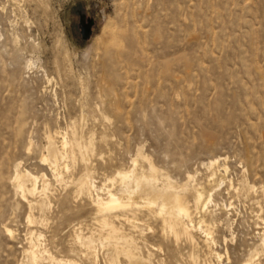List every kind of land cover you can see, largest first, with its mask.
<instances>
[{
    "label": "rangeland",
    "instance_id": "1",
    "mask_svg": "<svg viewBox=\"0 0 264 264\" xmlns=\"http://www.w3.org/2000/svg\"><path fill=\"white\" fill-rule=\"evenodd\" d=\"M45 154L69 165L61 177ZM134 159L192 208L198 189L213 194L207 214L192 216L211 222L215 244L200 230L193 242L175 234L143 206L99 211L80 191L89 176L121 192L106 177ZM19 165L40 190L48 181L37 197H22ZM111 226L144 264H264V0H0V264H129L102 244Z\"/></svg>",
    "mask_w": 264,
    "mask_h": 264
},
{
    "label": "bare ground",
    "instance_id": "2",
    "mask_svg": "<svg viewBox=\"0 0 264 264\" xmlns=\"http://www.w3.org/2000/svg\"><path fill=\"white\" fill-rule=\"evenodd\" d=\"M58 132V131H57ZM60 132V131H59ZM58 132V133H59ZM74 132V131H73ZM72 132V133H73ZM61 133V132H60ZM63 134V133H62ZM74 134V133H73ZM55 135V134H54ZM57 135V134H56ZM75 135V134H74ZM63 136V135H61ZM76 136V135H75ZM56 137V136H55ZM59 137V136H58ZM70 137V136H68ZM74 137V136H73ZM79 137V136H78ZM81 137V136H80ZM82 138V137H81ZM51 139V138H50ZM64 139V140H63ZM63 141H62V145L64 146V148L67 150V153L69 154L68 152V147L71 145V142L64 136H63ZM77 139L75 138L74 141H76ZM79 140V139H78ZM81 140V139H80ZM79 140V141H80ZM61 141V140H60ZM59 141V142H60ZM58 142V140L56 141V143ZM61 143V142H60ZM76 143V142H75ZM74 143V144H75ZM58 144V143H57ZM78 144V143H77ZM54 145V144H53ZM52 145V146H53ZM61 145V144H60ZM61 145V146H62ZM59 146V145H58ZM62 146V147H63ZM78 146V145H76ZM48 147V146H47ZM57 147V146H56ZM72 147V146H71ZM79 147L81 148L80 151H82V154H85L86 152V148L85 146L82 144V142H80V145ZM73 148V147H72ZM78 148V147H77ZM55 149V148H54ZM74 149V148H73ZM72 149V150H73ZM62 150V149H61ZM57 151V150H55ZM61 152V151H60ZM63 152V151H62ZM75 152V151H74ZM73 152V153H74ZM54 153V152H53ZM66 153V152H65ZM72 153V152H71ZM72 153V154H73ZM79 153V152H78ZM58 154H59V151H58ZM64 154V152H63ZM62 155V153H61ZM74 155V154H73ZM78 155V154H77ZM143 155V154H142ZM55 156V154H54ZM60 156V155H59ZM58 156V157H59ZM63 156V155H62ZM66 156V155H65ZM69 156V155H68ZM83 156V155H82ZM140 156V155H138ZM144 156V155H143ZM85 157V155H84ZM141 157V156H140ZM146 157V156H145ZM55 159H53L50 155H43L42 157V160L43 161H47L49 162V165L51 167V169L53 170L54 174H56L58 177H61V174L59 171V159L57 158V155L54 157ZM63 158V157H62ZM66 157L63 158V160H66L65 159ZM68 158V157H67ZM82 158V157H81ZM87 158V157H86ZM143 159V158H142ZM146 160V158H144ZM62 160V161H63ZM70 160V158H69ZM80 160V159H79ZM148 160V159H147ZM146 160V161H147ZM68 161V160H66ZM81 161V160H80ZM219 159L218 158H214L210 161V166L209 168H212L210 170H212L213 172V167L214 166H217V164H219ZM71 162V161H70ZM148 162V161H147ZM69 163V162H68ZM88 163V161H87ZM137 159H134L133 160V167L129 168V169H122V170H117L116 171V175L112 176L111 178H108L106 177L109 182H120L121 184V192H115L113 189L111 188H106L107 185L103 183L102 186H98L96 184L97 181H95V179L91 178V177H86L84 179H80L79 180V183H80V186H81V192H84L86 193L87 195H89L90 198H92L93 200V204H95V206L97 207V209L99 211H102V212H112V211H121L120 215H124V217H126V215H129L130 213H133L134 215L136 214V209L137 207L141 208L143 206V209H147V211L151 214V215H156L159 216V217H162L164 219V222L167 223L170 227V230H172L173 232H175V234L177 235H184L186 236L187 238H189L192 242L195 240V231H198L200 230L201 232H203L205 234V242L210 245L212 243L215 244V240L212 236V231H211V222H209L208 220H206L205 218L201 217L197 222H195V220L193 219V214L194 212H197L199 214L201 213H204V214H207V211H208V205L213 202V194H209L208 197H205V191L204 190H201V189H198L196 191V193L194 194V210L192 208V206L189 205V201L183 197L180 192H177L175 191L174 189H172V187L170 186H164L163 188H158L157 185H156V182H157V179L154 177L155 173L157 172L156 168L153 166V164L151 163V175H146L145 171H143L142 173L138 174L137 172ZM140 163V162H139ZM20 164V163H19ZM64 165V164H62ZM92 165V164H91ZM149 165V166H150ZM68 166V167H67ZM66 164L64 166H61V167H67V169L69 168V165ZM84 166V164H83ZM82 166V167H83ZM91 167V166H89ZM142 167V166H141ZM18 168V167H17ZM84 168V167H83ZM218 168V167H217ZM89 169V168H88ZM216 169V168H214ZM65 170V169H64ZM142 170V169H141ZM90 171V170H89ZM16 172V171H15ZM92 172V171H91ZM90 172V173H91ZM209 172V171H208ZM64 174V172H63ZM43 176V187L42 189L40 190V185H39V182H40V178L36 175H34L33 173H31L29 170L25 169V170H20V165H19V170H17L16 172V175H15V181H16V184L21 192V195L22 197L24 198H28V196H33L34 198V195H36L38 192L40 191H44L47 187H48V181L45 179L44 175ZM84 176V174L82 175ZM93 176V175H92ZM213 176H216L213 175ZM212 177V176H211ZM210 177V178H211ZM221 177V176H220ZM218 177V178H220ZM82 178V177H80ZM105 178V179H106ZM209 179V177H207ZM59 180V179H58ZM106 180V181H108ZM213 180V178H212ZM215 180V179H214ZM14 181V180H13ZM219 181V180H218ZM223 181V180H222ZM221 181V182H222ZM245 181V180H244ZM201 182V181H200ZM205 182V181H204ZM212 182V181H211ZM210 182V183H211ZM215 182V181H214ZM217 182V181H216ZM248 182V181H246ZM172 183V182H171ZM170 183V184H171ZM199 183V182H198ZM208 183V182H207ZM118 184V183H116ZM241 184V183H240ZM248 187L250 189H256L254 185H252L253 183H247ZM14 185V184H13ZM198 185V184H197ZM203 185V184H202ZM205 185V184H204ZM214 185V183L212 184ZM15 186V185H14ZM171 186H174L171 184ZM243 186V184H242ZM246 186V185H245ZM257 186V185H256ZM196 187V186H195ZM203 187V186H202ZM208 187V186H206ZM215 187V186H214ZM241 187V186H240ZM16 188V190L18 189ZM78 188V187H77ZM201 188V187H200ZM205 188V187H204ZM104 189L106 190V192H103ZM149 190L148 192V196L146 195V197H143V196H140L139 194L141 193V191L143 190ZM239 189V188H238ZM243 189V188H241ZM18 190V191H19ZM192 190V189H191ZM209 189H207L206 191H208ZM245 190V189H244ZM240 191V190H239ZM238 191V192H239ZM250 191V190H249ZM246 192L247 194L249 193ZM254 191V190H253ZM257 191V190H256ZM48 192V191H47ZM45 193V192H44ZM213 193V191H212ZM256 193V192H255ZM39 194V193H38ZM241 194V192L239 193ZM44 195V194H43ZM246 195V194H245ZM37 197V195H36ZM44 197V196H43ZM46 197V196H45ZM44 199V198H43ZM46 200V199H45ZM86 200V199H85ZM88 200V199H87ZM86 200V201H87ZM91 200V199H90ZM26 201H28L26 199ZM30 201V200H29ZM41 201V200H40ZM43 201V200H42ZM41 201V203H42ZM192 201V200H191ZM36 202V201H35ZM48 203V202H47ZM192 203V202H191ZM46 204V203H45ZM31 205V204H30ZM49 205V204H48ZM37 206V205H36ZM31 207V206H30ZM29 207V208H30ZM40 207H41V204H40ZM47 206H45L46 208ZM145 207V208H144ZM139 208V210H140ZM192 208V209H191ZM33 209V208H32ZM30 208V210H32ZM37 209V207L35 208ZM40 209V208H39ZM44 211V210H43ZM97 211V210H96ZM140 212V211H139ZM143 212V210H142ZM140 212V214L142 213ZM213 213V212H212ZM100 214V213H99ZM119 214V213H118ZM117 214V215H118ZM145 214V213H144ZM114 215H116L114 213ZM197 215V214H196ZM202 215V214H201ZM212 215V214H211ZM34 216V215H32ZM31 216V217H32ZM98 216V215H97ZM136 216V215H135ZM147 216V215H146ZM206 216V215H205ZM129 217V216H128ZM153 217V216H152ZM94 218V217H93ZM98 218V217H97ZM143 218V217H142ZM103 219V218H102ZM109 219V218H108ZM129 218L125 219V220H128ZM146 219V217H145ZM132 220V219H131ZM134 220V219H133ZM144 219H142L143 221ZM162 220V219H161ZM197 220V219H196ZM32 221V219H31ZM96 221V220H95ZM120 221V220H119ZM98 222V221H96ZM95 222V223H96ZM101 222V221H100ZM140 222V221H139ZM209 222V223H208ZM79 223V222H78ZM104 223L108 226V225H111L107 220H104ZM115 223V222H113ZM129 223V222H128ZM86 224V223H84ZM99 224V223H98ZM118 223H116L117 225ZM123 224V223H122ZM132 224V223H131ZM142 224V223H141ZM102 225V224H101ZM136 225V224H135ZM139 225V224H138ZM84 227V226H83ZM118 227V226H117ZM129 227V226H128ZM138 227V226H137ZM98 228V227H97ZM141 228V227H140ZM120 229V228H119ZM122 229V227H121ZM139 229V228H138ZM79 230V229H78ZM133 230V229H132ZM136 230V229H135ZM6 231L9 233V234H12V230L8 227H6ZM80 231H82L80 229ZM79 231V232H80ZM107 231V230H106ZM130 231V230H129ZM76 232H77V229H76ZM103 232V231H102ZM91 233H93L91 231ZM132 233V232H131ZM32 234V233H31ZM74 234H78V233H74ZM81 234V232H80ZM173 234V233H172ZM261 244L262 246L264 247V231L261 233ZM37 235V234H36ZM94 235V234H93ZM105 235V234H104ZM135 235V234H134ZM34 236V235H33ZM40 236V235H39ZM95 236V235H94ZM94 236H78V240L80 242V244L82 243L83 245H86L90 248H95V243L96 241V238ZM204 236V235H203ZM37 237V236H36ZM76 237V236H75ZM104 237V236H103ZM108 237V236H107ZM131 237V235H130ZM179 237V236H178ZM181 237V236H180ZM31 238V237H30ZM33 238V237H32ZM31 238V239H32ZM73 238V237H72ZM106 238V237H104ZM103 238V239H104ZM137 238V237H136ZM40 239V237H39ZM77 239V238H76ZM177 239V237H176ZM38 240V239H37ZM132 239L129 238V235L127 236L126 234H122L119 232V230L116 228V226H111V235L105 239V241L102 243V244H111V246L113 245L115 248H116V251L119 252V250L122 251H125L128 256H129V259H130V263L129 264H144V260H143V256L142 255H136V252L134 250L133 252V248H132V245L134 246V244H132ZM136 240V239H135ZM134 240V241H135ZM103 241V240H102ZM199 241V240H198ZM203 241V240H202ZM76 242V241H74ZM36 243V242H35ZM204 243V242H203ZM31 244V243H30ZM38 244L40 245L39 243V240H38ZM75 244V243H74ZM197 244V243H196ZM213 244V245H214ZM72 245V244H71ZM78 245V243H77ZM192 245V243H191ZM198 245V244H197ZM33 247H29L32 248L31 250V253L30 254V257H31V261H33L34 263H38L40 261V256H39V249H38V246L36 244H32ZM74 246V245H73ZM76 246V245H75ZM138 246V245H137ZM136 246V247H137ZM199 246V245H198ZM197 246V248H198ZM207 246V245H206ZM42 247V246H41ZM77 247V246H76ZM211 247V246H210ZM40 248V247H39ZM72 248V247H71ZM86 248V247H85ZM206 248V247H205ZM44 249V248H43ZM46 249V248H45ZM81 249V248H80ZM193 249V247H192ZM208 249V248H206ZM210 249V248H209ZM30 250V249H28ZM72 250V249H71ZM75 250V249H74ZM86 250V249H85ZM93 250V249H92ZM137 250V249H136ZM41 249V253H43ZM87 251V250H86ZM139 251V250H138ZM27 252V251H26ZM46 252V251H45ZM95 252V251H94ZM209 252V251H208ZM48 253V252H47ZM114 253V252H113ZM211 253L216 256V257H220V253L215 251V250H212ZM26 254V253H25ZM28 254V252H27ZM117 254V253H116ZM193 254V253H192ZM211 254V255H212ZM42 255V254H41ZM91 255V254H90ZM112 255V254H111ZM212 255V256H213ZM48 256V255H47ZM85 256V255H84ZM126 256V255H125ZM142 256V257H141ZM87 257V256H86ZM118 257V256H117ZM208 257V256H207ZM44 258V257H43ZM46 258V257H45ZM49 258V257H48ZM47 258V259H48ZM56 258V257H54ZM127 258V257H126ZM145 258V257H144ZM194 258V257H193ZM29 259V258H28ZM52 259V258H51ZM50 259V261H51ZM58 259V258H57ZM61 258H59L60 260ZM114 259V258H113ZM127 259V260H129ZM46 260V259H45ZM61 260H64L63 258ZM92 260V259H91ZM94 260V259H93ZM92 260V261H93ZM205 260V259H204ZM209 260V259H208ZM30 261V259L28 260ZM42 261V259H41ZM40 261V262H41ZM56 261V260H55ZM68 262L72 261V260H67ZM118 261V260H117ZM193 261V260H192ZM61 262V261H60ZM60 262H57V263H60ZM91 262V261H90ZM208 262V261H207ZM206 262V263H207ZM248 263L247 264H253L254 262V259L253 258H250L248 259L247 261ZM65 263V262H64ZM71 263V262H70ZM76 263V262H75ZM115 262L113 261V264ZM149 263V262H148ZM74 264V263H72ZM95 264V263H94ZM112 264V263H111ZM197 264V262H196ZM204 264V263H202Z\"/></svg>",
    "mask_w": 264,
    "mask_h": 264
},
{
    "label": "water",
    "instance_id": "3",
    "mask_svg": "<svg viewBox=\"0 0 264 264\" xmlns=\"http://www.w3.org/2000/svg\"><path fill=\"white\" fill-rule=\"evenodd\" d=\"M84 36H85V37L87 36L86 33H84Z\"/></svg>",
    "mask_w": 264,
    "mask_h": 264
}]
</instances>
